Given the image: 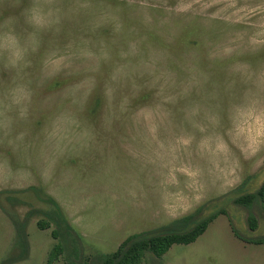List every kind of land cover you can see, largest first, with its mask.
<instances>
[{
  "label": "rangeland",
  "instance_id": "rangeland-1",
  "mask_svg": "<svg viewBox=\"0 0 264 264\" xmlns=\"http://www.w3.org/2000/svg\"><path fill=\"white\" fill-rule=\"evenodd\" d=\"M264 182V0H0V262L23 220L29 254L93 264L129 236L213 202L188 246L140 264H264L247 211ZM257 213V211H256Z\"/></svg>",
  "mask_w": 264,
  "mask_h": 264
},
{
  "label": "trees",
  "instance_id": "trees-1",
  "mask_svg": "<svg viewBox=\"0 0 264 264\" xmlns=\"http://www.w3.org/2000/svg\"><path fill=\"white\" fill-rule=\"evenodd\" d=\"M29 190L50 206V209L43 213L46 221H41L37 225L41 230L47 229L50 225L54 226L51 235L58 240V243L50 251L47 260V264H52L63 254L72 229L54 200L34 187ZM231 201L247 211V227L250 233L258 229V219L264 223V182L256 192L241 194ZM212 204L213 202H208L167 225L127 237L113 253L99 256L93 264H140L147 255L161 258L174 245L188 246L194 243L205 233L209 224L224 213L223 210L207 213ZM37 213L31 210L23 220H19L15 215L10 217L15 230V238L10 251L0 264H15L28 258L29 243L26 229L29 220ZM232 231L235 237L246 244L264 246V234L243 236L234 228Z\"/></svg>",
  "mask_w": 264,
  "mask_h": 264
}]
</instances>
